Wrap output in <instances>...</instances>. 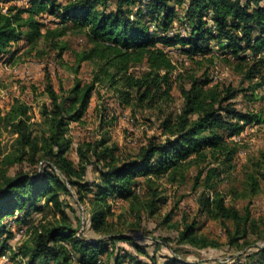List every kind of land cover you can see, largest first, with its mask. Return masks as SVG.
I'll return each instance as SVG.
<instances>
[{
    "label": "trees",
    "instance_id": "obj_1",
    "mask_svg": "<svg viewBox=\"0 0 264 264\" xmlns=\"http://www.w3.org/2000/svg\"><path fill=\"white\" fill-rule=\"evenodd\" d=\"M111 3L115 7L109 11ZM178 8L184 9L183 18L191 31L190 36L167 34ZM45 13L55 16L57 22L54 28L48 27L43 32L44 24L36 17ZM28 27L27 44L42 42L60 54L64 50L61 43L64 36L69 32L83 34L89 47L82 52L79 62L94 65L96 72L91 83L82 84L77 80L67 92L58 93L48 84L51 106L44 104L41 107L48 128L40 137L27 132L24 120L15 122L14 115H26L25 106L13 109L0 119V123L5 120L15 122L13 126L19 133L21 152L17 161L23 163L28 154L31 164L42 165L41 171L6 177L0 184V240L7 235L2 239L3 251L5 241L12 237L3 221L35 208L43 199V205L36 210H47L52 215L48 221L42 218L30 226L32 244L22 253L29 258L27 264H123L119 255L114 262L100 260L101 252L107 250L103 240L79 236L66 212L61 193L71 195V187L77 190L82 201V194L90 192L94 186L98 190L97 205L90 227L101 233L107 225L109 198L115 195L124 200L133 199L137 177L148 180L167 177L174 181L178 175L184 178L187 169L205 164L207 167L197 177L200 179L206 170L204 184L209 194L201 200V212L223 225L232 221L237 234L247 231L240 223H249L250 214L243 216L238 209L226 204L225 196L216 190L215 178L235 170L239 146L231 139L247 125L260 122V118L236 109L237 90L211 85L208 77L195 75L188 76L189 86L184 82L179 86L183 100L180 110L165 114L167 105L174 102L172 75L177 66L164 47L180 44L190 55L205 54L210 51L211 41L216 40L234 57L236 62L228 57L223 59L232 71L243 73L249 82L264 80L261 75L264 58L260 57L246 70L249 60L246 55H241L248 50L257 57L264 50V0H32L27 9H8L7 13L0 9V53L21 40L23 29ZM161 29L163 32L160 33ZM138 66L146 67L140 75L134 72ZM180 79H183L182 75H179ZM106 82L114 89L123 107L157 111L162 121L161 133L125 160L116 157L117 149L107 147L105 140L83 145L77 149L79 162L76 165L68 155L71 148V142L66 138L69 124L81 121L97 84ZM95 165L99 182L92 185L87 176ZM244 177L247 194L257 195L264 182V151L249 160ZM251 222L255 227V221ZM194 231V226H188L182 240L192 245L201 243L204 248L218 247L206 240L197 241L193 237ZM119 239L129 240L113 237L110 241L115 243ZM135 246L142 250L137 244ZM74 255L78 256L76 260ZM165 264L186 263L174 260ZM259 264H264V258Z\"/></svg>",
    "mask_w": 264,
    "mask_h": 264
},
{
    "label": "rangeland",
    "instance_id": "obj_2",
    "mask_svg": "<svg viewBox=\"0 0 264 264\" xmlns=\"http://www.w3.org/2000/svg\"><path fill=\"white\" fill-rule=\"evenodd\" d=\"M31 1L0 0V9L4 13H7L8 9H27ZM142 3L139 6L142 7ZM114 7L111 3L109 11ZM178 9L173 26L167 34L172 37L190 36L191 31L183 18L184 9ZM24 16L28 17V14ZM36 19L44 24L43 32L48 27L54 28L57 22L55 16L47 13ZM23 31L21 40L13 42L6 52L0 53V119L6 117L13 109L25 106L26 115H14L15 122L24 120L28 127L27 132L32 133L34 137H40L48 128L41 114L42 105L51 106L47 92L48 84L58 93L67 92L77 80L82 84L91 83L96 67L88 62H79L80 55L89 47L83 34L69 32L64 36L61 40L64 50L60 54L42 42L27 44L26 34L30 28H24ZM256 34L257 31L254 35ZM184 49L187 48L180 44L164 47L177 66L172 75L174 102L167 105L165 114L177 113L180 110L183 100L179 86L183 82L189 86L188 76L195 75L208 77L211 85L237 90L238 95L234 100L236 109L260 118V122L247 125L238 136L231 139L239 146L235 157V170L215 178L216 190L225 196L226 204L238 209L243 216L249 213L256 226L253 227L251 221L247 224L241 221V226L247 228V231L237 234L236 225L232 221L223 225L201 212V200L209 194L204 184L206 170L200 179L197 180V177L199 172L207 167L206 164L187 169L184 178L178 175L174 181L167 177H153L150 180L143 176L137 177L133 199L124 200L115 195L109 198L107 225L101 233L90 227L93 210L97 205L95 196L98 190L93 186L90 192L82 194L84 200L80 201L77 190L70 187L71 195L61 193L66 212L71 216L79 236L87 240H103L107 247V250L100 254V260L103 262H114L117 255L121 256L123 264H165L174 260L186 264H259L264 258V182L260 192L250 196L246 192L244 177V168L249 160L264 151V80L255 79L249 82L245 80L243 73L232 71L223 59L228 57L236 62L234 57L223 50L216 40L211 41L210 51L205 54L190 55ZM243 54L249 60V65L245 66L246 70L254 61H258L260 57L264 58V51L257 57L248 50L241 53ZM145 70V66H138L134 72L140 75ZM179 75H182L183 79L179 80ZM261 75L264 76V69ZM7 121L0 123L1 185L6 177L12 178L25 172L35 173L41 171L42 166L38 163L31 164L28 154L23 163L17 161L21 155L19 133L13 126L15 122ZM161 123L157 111L123 107L114 89L110 88L107 82L97 84L81 121L69 124L66 138L70 140L71 148L68 155L77 165L79 147L105 140L107 147L117 149L116 157L125 160L146 145L153 136L160 135ZM26 151L30 152L28 149ZM87 177L92 185L99 182L97 165L90 169ZM43 203L41 199L35 208L16 213L13 219L3 221L7 230L12 232V237L5 241L4 251L2 239L7 235L0 240V264L29 262V258L22 256L23 250L32 244L29 228L42 218L48 221L52 215L48 214L47 210H36ZM188 226L195 227L193 237L197 241L206 240L216 243L218 247L204 248L201 243L192 245L183 241L182 235ZM113 237H127L129 240L119 239L111 243L110 239ZM72 257L76 260L78 256Z\"/></svg>",
    "mask_w": 264,
    "mask_h": 264
},
{
    "label": "built area",
    "instance_id": "obj_3",
    "mask_svg": "<svg viewBox=\"0 0 264 264\" xmlns=\"http://www.w3.org/2000/svg\"><path fill=\"white\" fill-rule=\"evenodd\" d=\"M264 51V50H263ZM210 196H213V194L212 193H210Z\"/></svg>",
    "mask_w": 264,
    "mask_h": 264
}]
</instances>
